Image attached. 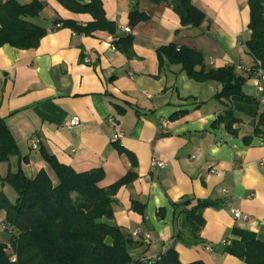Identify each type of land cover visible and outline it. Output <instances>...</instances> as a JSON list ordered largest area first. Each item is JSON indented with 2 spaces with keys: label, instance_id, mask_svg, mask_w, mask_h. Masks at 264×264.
<instances>
[{
  "label": "crops",
  "instance_id": "obj_1",
  "mask_svg": "<svg viewBox=\"0 0 264 264\" xmlns=\"http://www.w3.org/2000/svg\"><path fill=\"white\" fill-rule=\"evenodd\" d=\"M191 1L206 15L198 28L182 26L167 3L102 0L118 33L133 35L131 58L102 30L86 36L62 27L49 31L36 48L0 46V118L20 150L10 161L0 162V179L21 167L28 177L45 170L56 184V174L40 152L44 147L77 172L102 168L105 177L99 184L107 187L132 168L117 142L136 157L137 178L119 188L110 222L131 237L134 259L154 260L174 246L184 264H248L247 243L264 242V137L243 141L256 122L243 112H237V135L216 127L229 105L216 98L221 84L191 79L178 64L161 66L157 49L175 42L202 51L207 67L238 65L239 74L249 75L245 93L261 97L255 60L244 45L251 33L250 7L248 0ZM134 8L150 18L126 33L123 28L130 26ZM58 18L81 24L93 20L89 13L47 0L33 21L50 28ZM260 107L262 111L264 105ZM176 112L184 113L171 119ZM73 117H79L80 125L67 128L65 121ZM34 139L38 148L32 147ZM155 158L166 165L152 166ZM5 187L0 180V191ZM187 198L192 205L198 200L206 205L202 242L192 246L175 241L179 223L174 203ZM132 201L144 204V213L135 211ZM231 208L249 218L236 219ZM135 230L140 235L134 236Z\"/></svg>",
  "mask_w": 264,
  "mask_h": 264
},
{
  "label": "trees",
  "instance_id": "obj_2",
  "mask_svg": "<svg viewBox=\"0 0 264 264\" xmlns=\"http://www.w3.org/2000/svg\"><path fill=\"white\" fill-rule=\"evenodd\" d=\"M67 9L77 13H89L93 20L86 24L70 19L58 18L50 26L43 27L33 21L45 9L47 0H33L21 3L19 0H0V46L9 44L19 49L38 47L41 39L49 32L62 27L71 28L76 35H93L96 31H107L114 36L113 43L129 58L134 56L133 35L119 34L117 24L108 19L102 0H57ZM153 3H167L179 15L182 26L198 28L205 21V13L191 0H148ZM250 7V37L244 42L255 62L261 61L264 68V0H248ZM150 15L134 8L129 13V24L134 28ZM59 25V26H58ZM160 65L164 62L181 65L191 79L199 82L215 80L222 86L216 95L218 100L228 101V107L215 121L216 127L233 135L238 134L234 126L240 122L237 112H243L255 122L251 135L243 141L249 144L253 137H264V109L257 97L245 93L243 85L249 75L236 71L235 65L207 67L205 55L197 49L179 46L177 43L157 49ZM255 67V66H254ZM256 69V67H255ZM124 112V109H120ZM184 112H176L170 118L176 119ZM121 154L131 162L129 170L115 183L101 187L105 177L102 168L77 172L62 164L44 147L40 152L56 174L55 184L45 170L34 177H28L20 167L17 172L9 171L0 180L10 185L17 193L16 201H10L0 191V213L5 214L6 226L0 232H8L9 239L0 237V264H184L174 246L169 247L154 260H136L130 254L131 237L124 229L110 221L114 219L115 196L123 185L131 184L136 178V157L121 144L115 142ZM19 146L0 118V162H8L19 155ZM178 207L179 229L175 241L189 246L202 242L201 229L205 224L200 200L192 205L187 198ZM135 211L144 213L145 205L132 201ZM164 214L160 209L159 215ZM245 262L264 264V242L252 240L247 243ZM187 264H206L196 260Z\"/></svg>",
  "mask_w": 264,
  "mask_h": 264
},
{
  "label": "built area",
  "instance_id": "obj_3",
  "mask_svg": "<svg viewBox=\"0 0 264 264\" xmlns=\"http://www.w3.org/2000/svg\"><path fill=\"white\" fill-rule=\"evenodd\" d=\"M123 30L126 33H132V28L130 26L124 27ZM49 31H51V29H49ZM244 45H245V43H244ZM255 67H256L255 73H256V76L258 78V91L260 93H262V96L261 97H257V98L259 99L261 105H264V68H263L260 60H257L255 62ZM236 68H240V67L238 65H236ZM110 121L114 122V119L110 118ZM78 125H80L79 117H73V118L65 121V126L67 128H74V127H76ZM165 126H166V124H163V127H165ZM120 136H121V133L117 134L116 138H118ZM38 145H39V140L38 139H34L32 141V147L33 148H38ZM151 164H152V166H165L166 165L165 161L158 160L156 158L152 160ZM231 213L233 214V216L236 219L247 220L249 218L248 214H246V213H244V212H242V211H240L239 209H236V208H231ZM5 226H6L5 220L0 217V227L4 228ZM133 235L134 236L140 235V230H135L133 232ZM146 238H148V236ZM206 249L207 250H211V246H207Z\"/></svg>",
  "mask_w": 264,
  "mask_h": 264
},
{
  "label": "rangeland",
  "instance_id": "obj_4",
  "mask_svg": "<svg viewBox=\"0 0 264 264\" xmlns=\"http://www.w3.org/2000/svg\"><path fill=\"white\" fill-rule=\"evenodd\" d=\"M3 191L8 196V198L10 199L11 202L14 203L16 201L17 193L10 185L6 184V187ZM0 217L3 219L5 218L4 212L0 213ZM0 231H1V227H0ZM0 237H2L5 241H8L9 233L8 232H6V233L0 232Z\"/></svg>",
  "mask_w": 264,
  "mask_h": 264
}]
</instances>
